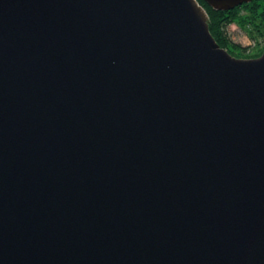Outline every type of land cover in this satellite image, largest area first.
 I'll return each mask as SVG.
<instances>
[{"label": "water", "instance_id": "water-1", "mask_svg": "<svg viewBox=\"0 0 264 264\" xmlns=\"http://www.w3.org/2000/svg\"><path fill=\"white\" fill-rule=\"evenodd\" d=\"M204 11L0 0V264H264V50Z\"/></svg>", "mask_w": 264, "mask_h": 264}, {"label": "trees", "instance_id": "trees-1", "mask_svg": "<svg viewBox=\"0 0 264 264\" xmlns=\"http://www.w3.org/2000/svg\"><path fill=\"white\" fill-rule=\"evenodd\" d=\"M196 3L204 8L207 15V26L209 34L213 36L220 47H224L229 54L237 57H255L264 50V0H250L234 5L232 9H213L203 0H196ZM236 22L251 41L257 45L261 44L254 53H251L247 45L241 46L239 43L230 41L225 33V26L230 22ZM260 35V41L257 40ZM258 41V42H257Z\"/></svg>", "mask_w": 264, "mask_h": 264}, {"label": "rangeland", "instance_id": "rangeland-1", "mask_svg": "<svg viewBox=\"0 0 264 264\" xmlns=\"http://www.w3.org/2000/svg\"><path fill=\"white\" fill-rule=\"evenodd\" d=\"M243 30L244 29H241L240 26L233 21L232 23L229 22L225 26V33L229 37L230 41L239 43L241 46L247 45L248 49L251 50L250 52L254 53L256 48H258L263 43L260 42L259 45H257L255 41H251V39H249L246 32H244ZM260 37H261L260 35H257V40L260 41L261 39Z\"/></svg>", "mask_w": 264, "mask_h": 264}]
</instances>
